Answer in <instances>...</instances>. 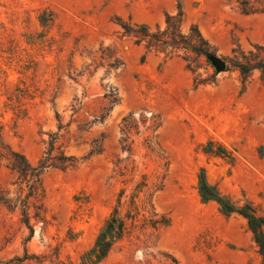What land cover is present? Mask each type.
<instances>
[{"label":"rangeland","instance_id":"rangeland-1","mask_svg":"<svg viewBox=\"0 0 264 264\" xmlns=\"http://www.w3.org/2000/svg\"><path fill=\"white\" fill-rule=\"evenodd\" d=\"M246 1L264 6L0 0V264H81L116 206L127 228L99 264L261 263L247 220L198 192L204 167L223 194L264 216V69L244 77L230 61L233 48L264 45V11L244 12ZM179 3L184 31L198 25L225 71L148 51L120 24L164 28ZM54 133V154L76 164L45 169L28 198L13 151L37 165Z\"/></svg>","mask_w":264,"mask_h":264},{"label":"trees","instance_id":"trees-1","mask_svg":"<svg viewBox=\"0 0 264 264\" xmlns=\"http://www.w3.org/2000/svg\"><path fill=\"white\" fill-rule=\"evenodd\" d=\"M242 3V2H241ZM245 4L243 11L246 13L255 11H264L262 8H253ZM120 24L124 28L125 33H129L136 37V43L145 44L148 51L164 52L167 57L180 55L187 61L188 67L193 71L196 66V60L199 57H204L208 62L212 63L209 57L215 55V49L209 40L202 34L198 25H192L188 32L184 31L185 15L182 5L179 3V10L176 14H167L166 25L162 28L157 24L155 27L149 24H134L131 25L120 19ZM239 48H233V56L230 61L237 69L240 70L244 77H248L255 69H264V45H255L254 49L246 52ZM180 52L182 54H180ZM240 54H237V53ZM207 80H199L197 85L204 83ZM133 115H128L123 118L125 123ZM61 127V126H60ZM127 131H124V133ZM58 134L54 133L50 142L49 148L44 153L37 165L32 164L25 154L13 151L14 159L11 160L13 167L22 173L28 181H30L31 194L28 198L36 197V190L39 188V182L43 171L50 167L68 169L76 164V158L72 155H66L61 152L60 155H55V142ZM212 141L207 144V151H212ZM226 149L219 146L217 153L223 154ZM19 158V160H17ZM19 162V164H17ZM37 183V185H36ZM123 192V190L121 191ZM198 192L203 203L215 201L219 205V210L226 216L238 213L242 215L248 222L249 229L253 234V238L259 247L263 259L260 264H264V216L259 215L255 207L250 201L243 204L234 202L229 196L223 194L216 184L208 180L207 171L204 167L200 169L198 176ZM23 221L31 230L33 235V226L30 223V214L27 207L23 210ZM127 222L126 216L122 215L119 207L116 206L110 213L104 224L101 226L96 240L91 248L85 251L81 258V264H99L110 253L113 245L120 240L126 231ZM65 264V263H63Z\"/></svg>","mask_w":264,"mask_h":264},{"label":"water","instance_id":"water-1","mask_svg":"<svg viewBox=\"0 0 264 264\" xmlns=\"http://www.w3.org/2000/svg\"><path fill=\"white\" fill-rule=\"evenodd\" d=\"M209 59L211 60L212 64L215 66L217 72H222L226 70L227 62L222 57L215 54V55H211Z\"/></svg>","mask_w":264,"mask_h":264}]
</instances>
